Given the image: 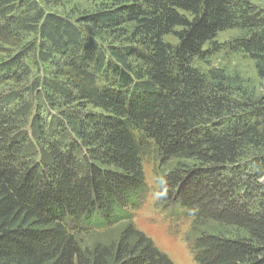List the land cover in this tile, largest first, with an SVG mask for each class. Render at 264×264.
<instances>
[{
	"label": "trees",
	"instance_id": "1",
	"mask_svg": "<svg viewBox=\"0 0 264 264\" xmlns=\"http://www.w3.org/2000/svg\"><path fill=\"white\" fill-rule=\"evenodd\" d=\"M62 1L0 0V264H173L133 223L149 158L197 264H264V97L196 66L235 32L226 48L264 80V10Z\"/></svg>",
	"mask_w": 264,
	"mask_h": 264
},
{
	"label": "rangeland",
	"instance_id": "2",
	"mask_svg": "<svg viewBox=\"0 0 264 264\" xmlns=\"http://www.w3.org/2000/svg\"><path fill=\"white\" fill-rule=\"evenodd\" d=\"M109 2L110 0H64L57 5L53 4V11L76 16L95 11ZM249 2L255 8L264 10V0H249ZM234 36L235 32L219 34L215 41L217 47H220L217 49L218 51L205 61L197 62L196 66L201 70L211 67L224 68L230 75L240 78L249 92L257 97H264V80L258 78L254 63L243 54L233 53L226 48L225 44ZM158 167V163L151 158L143 160V171L148 190L143 197V202L139 205L140 207L135 211L133 223L136 229L147 236L173 264H197L189 250V222L171 219L157 205L158 198L155 191L159 187L156 178ZM120 230L121 228L114 227L110 232L108 230L94 233L85 240V246L104 244L115 238Z\"/></svg>",
	"mask_w": 264,
	"mask_h": 264
}]
</instances>
